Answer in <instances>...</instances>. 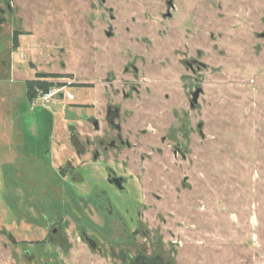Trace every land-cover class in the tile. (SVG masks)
I'll use <instances>...</instances> for the list:
<instances>
[{
  "label": "rangeland",
  "instance_id": "1",
  "mask_svg": "<svg viewBox=\"0 0 264 264\" xmlns=\"http://www.w3.org/2000/svg\"><path fill=\"white\" fill-rule=\"evenodd\" d=\"M11 5L7 54H39L38 69L66 86L34 104L6 61L0 264H264V0ZM108 108L127 147H108ZM68 163L73 181L59 173ZM52 211L64 217L51 252Z\"/></svg>",
  "mask_w": 264,
  "mask_h": 264
},
{
  "label": "flooded vegetation",
  "instance_id": "2",
  "mask_svg": "<svg viewBox=\"0 0 264 264\" xmlns=\"http://www.w3.org/2000/svg\"><path fill=\"white\" fill-rule=\"evenodd\" d=\"M12 0H0V33L3 29V25L5 24L6 19L11 18V16L13 15V7H12ZM261 37L264 39V34L261 35ZM17 41H18V37H16L15 35V30L12 32L11 35V39H10V49L9 50H13L17 47ZM32 48V46H31ZM10 54V52H9ZM33 59H31V57H29V59L25 60V58L22 56V61L16 59L14 60L13 58H11L8 54L6 49L4 48V45L0 42V82H4L7 81L6 78H4L5 74H6V61H10L11 65L9 67V72H13L14 74L17 73L18 77H21V81L18 80L19 82H24V84H26V94L28 96L29 99H31L32 101L34 100V98L36 97V95L45 93L42 92L41 89L38 88V84H42V83H47L52 85L51 87L49 86L48 90L52 89L53 87H57L58 89L64 88L66 85L65 83H60L58 82V80L60 78H63L59 75L57 78H47V75H55V74H47L46 72H42V69H38V63L42 64L44 63L43 60H39V54H34L33 53ZM43 59V58H42ZM33 60V61H31ZM25 61H29L30 63V68L26 71L27 74L24 71H21L20 65L17 67L18 63L24 62ZM38 61V63H37ZM16 68V69H15ZM12 69V70H11ZM42 70V71H41ZM19 73H23V75H19ZM32 87L33 91L31 93L28 94V91L30 90V88ZM47 90V91H48ZM46 91V92H47ZM30 95V96H29ZM55 99V98H54ZM53 99V100H54ZM52 100V101H53ZM52 101L49 104L46 105H42L44 108H46V106H49ZM119 115V111L117 109L115 110H111L110 108H108L106 110V114H105V119L107 124L112 127V129H114V131H116V139L111 140L110 141V146L108 145V147H110L111 149H116L119 148L121 146H128L127 143H123L121 140V137L119 135V131L120 128L118 126L115 125L114 121L118 118ZM93 128L96 130L98 129V123L94 122L93 123ZM51 138L53 139V137L51 136ZM56 139V138H55ZM73 139V140H71ZM54 140V139H53ZM55 141V140H54ZM77 139L75 136H70L67 135L64 139H63V143H66V150L69 151V149H72L73 153L75 156H77L79 154V151L77 150V143H76ZM75 143V144H74ZM59 144V143H57ZM96 145L100 148H103L104 150H106L108 147L106 146V144L103 142L102 139L98 138L96 139ZM97 158V153L95 152V154L93 153V159ZM71 163H68V165L64 166V168L60 169L59 173L60 174H66L63 175L62 177H68L70 178L71 181H73V175H76V168L77 166L72 167L70 165ZM79 167V165H78ZM67 170V172L65 173V171ZM109 180V182H108ZM108 180L106 181L107 183H109L110 185H112L115 189H117L118 191H123L124 190V184L125 181L122 178H108ZM64 216L59 212V211H52L51 214H49V218H46L45 221H42L44 224V229L46 231V233H50V241L47 239V247L52 248V250L49 251H53L56 243H54V241L57 239V233L60 229V227L62 226V218ZM63 225L66 226V224L63 223ZM51 226H53L52 228H50ZM49 230V231H48ZM55 237V238H54ZM88 242V241H87ZM42 244V243H40ZM88 245L93 247L94 244L88 242ZM44 245H39L37 244V247H43ZM137 264H157L155 262H151V261H146L144 259L138 260Z\"/></svg>",
  "mask_w": 264,
  "mask_h": 264
},
{
  "label": "built area",
  "instance_id": "3",
  "mask_svg": "<svg viewBox=\"0 0 264 264\" xmlns=\"http://www.w3.org/2000/svg\"><path fill=\"white\" fill-rule=\"evenodd\" d=\"M57 93L55 89H50L45 93L36 95V97L33 100L34 104H41V105H46L49 104L55 97Z\"/></svg>",
  "mask_w": 264,
  "mask_h": 264
},
{
  "label": "trees",
  "instance_id": "4",
  "mask_svg": "<svg viewBox=\"0 0 264 264\" xmlns=\"http://www.w3.org/2000/svg\"><path fill=\"white\" fill-rule=\"evenodd\" d=\"M46 77L47 78H57L58 76H56V75H47ZM49 86L51 87L52 85L47 84V83L38 84V88L41 89L42 92H46L48 90ZM32 91H33V89L31 87L30 90L28 91V94L31 93Z\"/></svg>",
  "mask_w": 264,
  "mask_h": 264
},
{
  "label": "water",
  "instance_id": "5",
  "mask_svg": "<svg viewBox=\"0 0 264 264\" xmlns=\"http://www.w3.org/2000/svg\"><path fill=\"white\" fill-rule=\"evenodd\" d=\"M169 4H171V2H169ZM200 92H201L200 90H196L192 94V101H191L190 107H193L197 103Z\"/></svg>",
  "mask_w": 264,
  "mask_h": 264
},
{
  "label": "crops",
  "instance_id": "6",
  "mask_svg": "<svg viewBox=\"0 0 264 264\" xmlns=\"http://www.w3.org/2000/svg\"><path fill=\"white\" fill-rule=\"evenodd\" d=\"M48 106H46V108H47Z\"/></svg>",
  "mask_w": 264,
  "mask_h": 264
}]
</instances>
